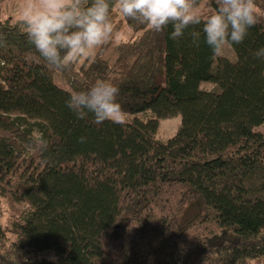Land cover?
I'll use <instances>...</instances> for the list:
<instances>
[{"label":"trees","instance_id":"16d2710c","mask_svg":"<svg viewBox=\"0 0 264 264\" xmlns=\"http://www.w3.org/2000/svg\"><path fill=\"white\" fill-rule=\"evenodd\" d=\"M208 3L215 11L216 0ZM256 3L258 23L230 45L235 62L212 59L202 33L192 43L188 33L202 25L173 40L171 26L155 32L123 15L133 33H146L144 49L86 63L73 80L74 92L115 83L134 116L123 125L78 119L66 106L73 92L54 82L76 66L50 68L21 21L0 26V218L8 214L0 264H143L153 254L150 224L166 233L157 264L264 258V133L254 130L264 124V59L253 55L264 47V0ZM177 116V132L160 139V120ZM34 128L47 151H26ZM6 198L30 209L4 208ZM197 200L204 216L181 228Z\"/></svg>","mask_w":264,"mask_h":264},{"label":"clouds","instance_id":"9594fccd","mask_svg":"<svg viewBox=\"0 0 264 264\" xmlns=\"http://www.w3.org/2000/svg\"><path fill=\"white\" fill-rule=\"evenodd\" d=\"M216 5L213 13L206 14L201 0H23L19 11L28 40L40 57L50 68L63 71L93 57L98 48L123 39L112 16L113 7L128 18L141 19L155 32L171 26L173 40L202 25L201 31L188 34L199 46L202 33L215 59L226 45L243 43L259 19L256 0H216ZM253 55L264 59V47ZM4 63L0 61V65ZM119 92L115 83L97 80L90 89L73 92L66 106L78 119L91 113L98 125L105 121L123 125L128 114L118 101ZM84 140L80 138V142ZM48 144L44 134L34 128L25 149L29 153L44 152Z\"/></svg>","mask_w":264,"mask_h":264},{"label":"rangeland","instance_id":"374dc122","mask_svg":"<svg viewBox=\"0 0 264 264\" xmlns=\"http://www.w3.org/2000/svg\"><path fill=\"white\" fill-rule=\"evenodd\" d=\"M203 5V10L206 14H211L214 12V9L209 6L208 0H201ZM23 4V0H0V26L10 23L11 25H16L21 21L20 16V7ZM112 16L114 22L117 26V29L123 32V39L118 43L110 42L98 48L93 57L88 59L80 60L75 64L76 68L73 72L68 73L65 76H55L54 82L57 86L62 89H65L69 92H74L75 86L73 83L74 78L77 76L80 68L86 63H90L96 59H102L113 62L121 54H131L135 55L142 49H144V43L146 40V33H133L124 20L123 14L120 12L119 8L116 7L112 10ZM220 57L229 59L230 61H236V53L230 45H226L223 53ZM201 89L212 91L216 90V86L209 82L201 83ZM152 116L151 113L139 114L137 118L146 120ZM134 116H128L126 121H132ZM181 124L180 116L162 119L160 120V126L158 130V137L162 140H167L174 136ZM255 131L264 133V124L261 126L255 127ZM1 204L4 208L13 210L15 212H22L30 209L29 204L25 202H14L10 198L1 199ZM204 216V207L202 201L197 200L190 203L185 212L181 216L180 226L181 228L187 226L188 224L199 221ZM8 220V214H4L0 218V224H6ZM150 232V246L153 249V254L143 263V264H157L162 255L166 251V233L163 228L156 224L149 225ZM45 257L51 259L55 256L53 252H45L43 254ZM53 260V259H51ZM254 264H264V258L259 259L254 262Z\"/></svg>","mask_w":264,"mask_h":264}]
</instances>
